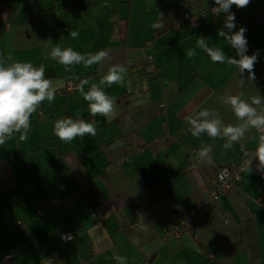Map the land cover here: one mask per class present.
I'll return each instance as SVG.
<instances>
[{"label":"crops","instance_id":"1","mask_svg":"<svg viewBox=\"0 0 264 264\" xmlns=\"http://www.w3.org/2000/svg\"><path fill=\"white\" fill-rule=\"evenodd\" d=\"M213 6L214 0H1L0 60L43 63L46 78L63 87L32 115L27 141L16 134L0 146V264L6 255L11 264L51 257L60 264H118L114 255L127 264H264V208L256 201L264 180L249 166L217 203L206 194L221 168L257 151L260 133L250 130L226 151L223 139L188 131L187 118L204 108L219 111L225 124L239 123L218 99L239 90L235 67L212 63L200 49L185 55L203 36L239 58L218 36L227 31V14L211 15ZM231 9L233 31L247 29V54L260 51L256 80L244 73V98L264 97V0ZM180 14L198 15L201 29H175ZM161 19L166 27L158 31L152 24ZM71 30L79 31L77 39ZM57 44L111 51L100 64L67 71L46 58ZM149 56L153 72L146 75ZM117 63L127 68L124 85L104 89L116 98V116H92L76 88L64 92L68 81L98 83ZM66 116L95 121L96 136L59 140L54 122ZM201 141L212 147L210 161L198 158ZM178 219L187 227L167 237ZM65 234L73 242H64Z\"/></svg>","mask_w":264,"mask_h":264},{"label":"clouds","instance_id":"2","mask_svg":"<svg viewBox=\"0 0 264 264\" xmlns=\"http://www.w3.org/2000/svg\"><path fill=\"white\" fill-rule=\"evenodd\" d=\"M251 0H214L216 7L212 8L214 14L226 13L224 27L227 31L219 30L218 36L222 37L227 44L235 49L238 59L225 54L221 47H210L205 42L203 36L196 40V47L186 50L188 58L197 56L196 49H200L210 57L214 64L227 63L234 66L236 76L239 79V90L234 94L231 90H225L224 94L218 97L222 104L230 106L233 114L239 123L225 124L219 111L204 108L194 116L187 118L189 124L188 131L194 138L199 139L202 134H206L213 141L220 138L225 142L222 145L224 150H231L235 143L242 140L252 129L259 135V146L256 156L259 165L264 167V97L259 95L245 99V92L242 90L245 85L244 73L247 72V80L255 81L254 65L258 61L260 51L256 50L252 55L247 54V29L240 27L238 31H233L236 27L235 14L231 7L244 8L250 4ZM152 27L158 31L164 30L166 23L163 19L154 22ZM80 33L71 30L69 36L77 39ZM110 49H102L95 53H81L72 47H62L59 44L51 46V50L46 57L64 65L67 71H72L73 65H83L84 68H91L109 58ZM11 60V58H8ZM46 65L41 63L34 66L31 62H12L6 64L0 60V146L9 140L16 138L23 142L27 141L31 129V117L37 112L43 102L52 103L56 99L58 90L63 87V81H53L46 78ZM127 68L122 64H112L98 83H91L88 79H81L76 85V90L80 93L84 101L88 103V111L92 116L99 115L105 118L116 116L117 101L114 96L109 95L104 89L112 85L123 86ZM90 85L87 90L85 86ZM54 135L65 143H71L77 138L85 136H96L95 121H88L81 118L73 119L66 116L54 122ZM198 158L201 160L212 159V147L201 141L198 150ZM71 239V237H68ZM118 264H127V258L120 255L113 257ZM41 264H60L55 258H41Z\"/></svg>","mask_w":264,"mask_h":264},{"label":"built area","instance_id":"3","mask_svg":"<svg viewBox=\"0 0 264 264\" xmlns=\"http://www.w3.org/2000/svg\"><path fill=\"white\" fill-rule=\"evenodd\" d=\"M213 7H216V6H213ZM212 8L209 9V13L213 16H218L213 13ZM231 11L235 14V17H236L237 13L233 10ZM184 26H189L191 29L196 30V31L201 29V24L199 22L198 15L180 14L178 16L175 29L178 30L180 28H183ZM7 29H8V25L5 26L4 30L7 31ZM151 62H152V58L150 56L147 57V65L144 66V69L146 72L153 71V68L150 65ZM137 70L140 71L141 68L137 67ZM75 88H76V85L73 82L68 81L66 83L64 92L71 93L75 90ZM162 107H163L162 105L159 106V108H162ZM250 164H251L250 160L247 157H245L241 160V163L237 166L229 167V168H221L215 178L216 185L206 190L207 198L209 199V201H212L213 203H217L220 195L231 184L230 183L231 180L238 181L240 179L242 172L246 168H248ZM185 226L187 227L186 222L184 220L178 219L169 229V232L167 233V237L179 236L180 229ZM68 237H71V239H68ZM62 239L66 243H71L74 240L73 236L70 234L63 235ZM12 259H13L12 255H6L1 259V262L3 264H11Z\"/></svg>","mask_w":264,"mask_h":264},{"label":"trees","instance_id":"4","mask_svg":"<svg viewBox=\"0 0 264 264\" xmlns=\"http://www.w3.org/2000/svg\"><path fill=\"white\" fill-rule=\"evenodd\" d=\"M232 10V9H231ZM233 11H235V10H233ZM236 12V11H235ZM237 13V12H236ZM186 27H189V26H184L183 28H180V29H184V28H186ZM190 28V27H189ZM191 29V28H190ZM193 32H197L196 30H193V29H191ZM151 65V64H150ZM152 66V65H151ZM153 68V67H152ZM142 72L143 73H145L146 75L148 74V73H151V72H146L145 71V69H144V67H143V70H142ZM153 72V71H152ZM163 107L162 108H159V111H164L165 110V106L163 105V104H161ZM160 106V105H159ZM256 152L257 151H255L254 153H252V154H248L247 156L245 155L243 158H245V157H248V158H250V160H251V165H250V168L252 169V171L256 174V175H258L260 178H262L263 180H264V167H261L260 165H259V160H258V158H257V156H256ZM257 203L261 206V207H263L264 208V189H262L260 192H259V194H258V197H257Z\"/></svg>","mask_w":264,"mask_h":264}]
</instances>
